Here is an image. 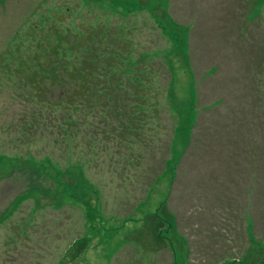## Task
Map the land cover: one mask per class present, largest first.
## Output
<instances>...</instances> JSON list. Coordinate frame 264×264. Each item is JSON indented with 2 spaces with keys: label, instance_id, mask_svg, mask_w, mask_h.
I'll return each instance as SVG.
<instances>
[{
  "label": "rangeland",
  "instance_id": "obj_1",
  "mask_svg": "<svg viewBox=\"0 0 264 264\" xmlns=\"http://www.w3.org/2000/svg\"><path fill=\"white\" fill-rule=\"evenodd\" d=\"M194 4L188 15L176 18L169 10V0H0V55L16 34L39 21L63 28L72 35L82 32L77 38L84 41L93 29L98 35L109 28L108 35L112 38L130 39L135 53L151 52L150 63L146 64L151 70L146 68L140 74L161 76L162 81L170 75L172 94L168 98L163 91L160 96L161 104L157 108L168 129H163L154 142L137 145L133 150L131 144L124 145L114 139L116 131L113 130L110 138L99 131L97 152L92 154L84 146L82 132L76 138L80 137L78 148L85 156L84 165L67 170L64 164L71 142L76 146L78 141L59 137L61 141L57 142L45 130V122L33 132H27L25 138L20 136L21 125L26 123L27 129L31 128V122L23 120V114L30 112L23 107L25 103L12 102L13 92L0 83V264H110L122 247L121 226L128 222L123 220L125 216L139 225L138 228L135 225L137 229L129 233L123 245L133 241L137 252L162 249L167 243L163 238L172 236V230L163 224V215H168V208L163 207L167 201L162 203L161 197L164 190L171 186L178 195L189 193L192 187L202 199H197V205L205 206L206 188L213 185L207 177L210 160L213 178L230 180V170L224 167L230 158L220 156L227 159L220 161L210 155L209 159L206 143L213 133H222L213 126L223 120H260L252 113V106L247 105V99L251 94L259 95L264 104V0H223L222 6L213 2L205 12L197 9V1L196 7ZM248 11L252 14H247ZM256 14L257 22H250ZM117 74L125 76L119 71ZM165 86L166 81L162 88ZM42 94L44 99L49 98L48 90ZM99 104L98 109L102 107ZM259 116L264 121V106ZM176 121L175 135H179L176 140L174 137L172 158L171 123ZM262 138L264 147V126ZM187 139L190 157H183L180 155ZM166 153L172 158L166 163L168 172L150 199L151 204H159L156 214L162 211L163 215L150 219L145 215V201L136 208L135 204L142 198L131 196L144 183L145 168L158 171L159 156L164 159ZM48 157L55 158L56 163L53 165ZM151 158H156L157 164H150ZM88 159L90 162H85ZM70 161L75 164L74 157ZM261 161L263 181L264 148ZM22 162L30 165L21 166ZM242 174L245 176V172ZM72 178L78 185L69 186ZM99 182L104 187L91 193L90 185L97 187ZM225 184L228 187V183L222 182ZM213 202L217 212L222 210L229 215H234L236 207H240L232 199ZM262 206L264 214V195ZM203 219L207 220L197 216L186 226L191 228L197 222L199 239L206 236ZM154 234L160 238H154ZM218 242L224 245L226 241L220 238ZM260 245L264 250V243ZM261 255L263 258L258 260L264 263V252Z\"/></svg>",
  "mask_w": 264,
  "mask_h": 264
},
{
  "label": "trees",
  "instance_id": "obj_2",
  "mask_svg": "<svg viewBox=\"0 0 264 264\" xmlns=\"http://www.w3.org/2000/svg\"><path fill=\"white\" fill-rule=\"evenodd\" d=\"M108 30L97 35L93 29L84 41L77 38L78 34H84L82 32L72 35L63 28L39 21L16 34L12 44L0 55V76L4 77H0V83L13 92L12 102L25 103L23 107L30 112L23 114V120L31 122V128L27 129L26 123L21 125L20 136L25 138L27 132H33L45 122V130L57 142L61 139L78 141L80 137H76L83 132L81 139L92 154L97 152L99 131L106 138L116 131L114 139L124 145L131 144L133 150L137 145L154 142L159 136L157 131L162 116L157 107L163 91L165 97L172 95L171 76L162 81L161 76L140 74L146 68L151 70L146 66L150 63L151 52L135 53L130 39H114L108 35ZM121 53L123 56H119ZM131 53L135 54L134 58L129 55ZM103 69L106 72L103 73ZM115 71L125 76H116ZM164 81L166 86L162 88ZM44 90H48L47 100L42 94ZM99 103L102 107L98 109ZM148 131L151 135H146ZM71 143L68 155L74 157L75 164L69 160L70 165L80 168L85 159L78 148L81 142L76 146ZM47 160L56 163L55 158ZM21 164L29 165L27 162ZM69 183V186L78 185L74 178ZM90 186L91 193L95 194L98 185Z\"/></svg>",
  "mask_w": 264,
  "mask_h": 264
},
{
  "label": "crops",
  "instance_id": "obj_3",
  "mask_svg": "<svg viewBox=\"0 0 264 264\" xmlns=\"http://www.w3.org/2000/svg\"><path fill=\"white\" fill-rule=\"evenodd\" d=\"M196 1L198 4L197 9L203 12L207 9L209 10L213 2L217 6H222L223 4V0H169V10L173 15H176V18L177 16L181 18L184 17V14H189L194 3V7H196ZM250 11L247 14L251 15L252 12ZM257 18L256 14L249 21L257 22ZM247 101V105L252 106V113L256 114L260 120L256 119L258 122L223 120L224 122L213 126V129L222 130V133H213V136L206 143V153L209 159H211L210 155L214 160L218 159L220 161L227 160L221 159L220 156L230 158L224 163V167L230 170V180L214 179L211 172V170L214 171L212 167L213 161L210 160V170L207 177H210L213 185L206 188L204 196V200L208 204H205V206L197 205V199H202L194 193L192 187L188 189L189 193L183 194L179 192L177 195L175 189L173 190V187L169 186L161 195L164 198L162 203L165 204V201H167L166 205H163V207L168 208L166 218L162 211L156 214L155 210L158 209L157 206L159 204H151L150 199L155 187L163 180V175L168 172L167 161L169 158H173L172 144L174 137L176 140L179 134L175 135L178 122L171 123V128L174 129L171 135L172 142L169 147L171 157L167 153L164 159L159 156L160 165L158 171L152 168H145L144 183L132 192L133 195L131 197H135V199L142 198L135 204L136 208L145 201L143 205L147 213L145 215L149 216L148 218L159 219L158 215H163V224L172 230L170 233L172 236L171 238H163L167 243L164 244L162 249L137 252L133 241H129L130 245H123L127 242L125 239L129 237V233L135 231L139 225L135 219L131 220L130 216H125L123 220L128 222L121 226L124 237L122 247L112 257L110 264H242V262L246 264H263L258 258H263L261 254L264 252V250H261L262 246L260 245L261 242L264 243V214L262 206L264 180L262 181L260 177L262 148H264L262 138L264 121L259 116L262 114V106L264 104L261 96L255 94L249 95ZM170 110L176 113L175 109ZM163 129H168V126L167 122L162 120V122H159V135L163 133ZM187 143L188 139L183 145V151L180 156L190 157L188 149L186 150ZM69 160L70 157L67 154L64 164L67 170L71 167ZM151 162L150 164H157L156 158H151ZM52 164L54 165V163ZM29 165L21 166L28 167ZM220 170L221 168H219ZM223 170L225 174L228 173L226 169ZM243 172H245V176H243ZM101 182H99L97 190L103 186ZM222 182L228 183V187L226 184L225 186L222 185ZM174 195L177 196V199ZM223 199H232L236 204L240 205V207H236L234 215H229L222 210L220 212L216 211L213 201ZM188 201H190L189 205H186ZM153 207L155 208L152 210L151 208ZM226 208L228 207L225 206ZM130 213L124 212L125 215ZM197 216L207 219H203L207 226L206 236H201L203 239L196 237L200 235L195 228V224H198L197 222L191 228L186 227L193 223L194 218ZM110 219L113 218L110 217ZM132 222L134 223L133 225ZM135 225H137V228ZM153 237L156 239L160 238L158 234H154ZM220 238L226 241L224 245L218 242ZM253 255L256 256L255 259H253ZM248 256L252 258L251 261Z\"/></svg>",
  "mask_w": 264,
  "mask_h": 264
}]
</instances>
